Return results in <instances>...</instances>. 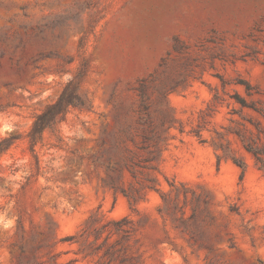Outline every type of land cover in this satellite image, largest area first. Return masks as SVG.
<instances>
[{
    "label": "rangeland",
    "instance_id": "374dc122",
    "mask_svg": "<svg viewBox=\"0 0 264 264\" xmlns=\"http://www.w3.org/2000/svg\"><path fill=\"white\" fill-rule=\"evenodd\" d=\"M10 135L0 264H264V0H0Z\"/></svg>",
    "mask_w": 264,
    "mask_h": 264
},
{
    "label": "trees",
    "instance_id": "16d2710c",
    "mask_svg": "<svg viewBox=\"0 0 264 264\" xmlns=\"http://www.w3.org/2000/svg\"><path fill=\"white\" fill-rule=\"evenodd\" d=\"M86 66L87 64L84 63L76 76L65 85L60 96L35 116L26 136L30 151L34 155H36V147L43 142L46 131L55 129L65 120L72 109L81 108L85 105V101L79 93V86L85 77ZM19 139V135H10L2 139L0 141V152L4 153L9 150ZM241 167L244 173V167Z\"/></svg>",
    "mask_w": 264,
    "mask_h": 264
}]
</instances>
